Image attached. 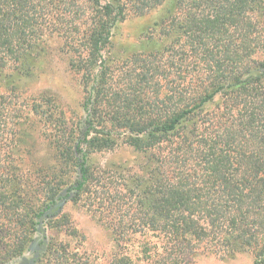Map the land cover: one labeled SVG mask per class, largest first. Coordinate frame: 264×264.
<instances>
[{
    "label": "trees",
    "instance_id": "1",
    "mask_svg": "<svg viewBox=\"0 0 264 264\" xmlns=\"http://www.w3.org/2000/svg\"><path fill=\"white\" fill-rule=\"evenodd\" d=\"M158 6L151 31L171 40L138 55L142 70L123 98L104 57L112 29ZM55 32L82 74L87 127L55 138L59 157L79 171L66 193L62 179H48L30 196L11 153L20 115L12 94ZM106 123L129 130L124 140L144 162L90 161L117 143L97 128ZM69 200L112 229L119 248L110 264H192L199 254L244 251L264 264V0H0V264L36 232L46 236L42 249L25 264H88L46 235L63 225L77 235L62 213Z\"/></svg>",
    "mask_w": 264,
    "mask_h": 264
},
{
    "label": "rangeland",
    "instance_id": "2",
    "mask_svg": "<svg viewBox=\"0 0 264 264\" xmlns=\"http://www.w3.org/2000/svg\"><path fill=\"white\" fill-rule=\"evenodd\" d=\"M163 9V6H158L145 14L131 12L112 29L111 45L104 51V57L116 80L113 88L120 91L123 98L129 97L132 91L130 79H136L142 70V62L136 60L138 55L160 50L171 40L170 37L161 36L159 29L154 33L151 31L154 29L153 23L162 16ZM44 37V51L31 74L16 82L12 94H17L20 115L16 127L18 140L11 153L14 156L13 163L27 178L26 190L30 196L38 183L48 179H62V194L66 193L68 185L79 176V171L73 162L65 163L59 157L55 138L59 134L82 136L87 127L84 124L87 113L83 106L87 90L81 72L70 64L73 54L67 38L56 32ZM4 86L5 83H2V90L10 93ZM145 102L142 100V103ZM34 105L38 106L39 112L33 110ZM102 126L106 127L105 132L109 130L113 133L117 143L114 148L92 153L90 161L93 164L108 166L110 162H144L143 156L124 140L129 130L118 129L110 123L97 128ZM62 213L69 216L71 225L78 230L77 235H71L64 225L46 226V235L69 245L88 264H110L119 246L112 229L104 224L99 214L88 209L83 201L75 203L71 200L63 202ZM33 235L36 240L25 252L1 264H25L32 260L36 251L42 249L41 242L46 237L38 232ZM139 240L142 238L128 246L133 256L139 253ZM253 260L250 251L224 257L206 253L199 254L192 264H253Z\"/></svg>",
    "mask_w": 264,
    "mask_h": 264
}]
</instances>
